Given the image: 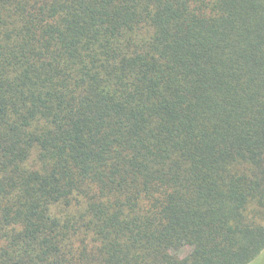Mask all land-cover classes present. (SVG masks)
I'll return each mask as SVG.
<instances>
[{"label": "trees", "instance_id": "trees-1", "mask_svg": "<svg viewBox=\"0 0 264 264\" xmlns=\"http://www.w3.org/2000/svg\"><path fill=\"white\" fill-rule=\"evenodd\" d=\"M263 250L264 0H0V264Z\"/></svg>", "mask_w": 264, "mask_h": 264}, {"label": "rangeland", "instance_id": "rangeland-1", "mask_svg": "<svg viewBox=\"0 0 264 264\" xmlns=\"http://www.w3.org/2000/svg\"><path fill=\"white\" fill-rule=\"evenodd\" d=\"M249 264H264V250L258 255V257Z\"/></svg>", "mask_w": 264, "mask_h": 264}]
</instances>
